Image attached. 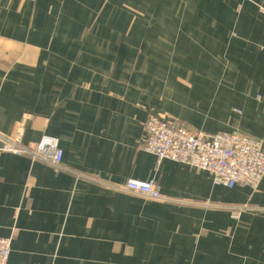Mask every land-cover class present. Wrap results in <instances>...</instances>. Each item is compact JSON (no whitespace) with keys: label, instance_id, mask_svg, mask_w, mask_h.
Returning a JSON list of instances; mask_svg holds the SVG:
<instances>
[{"label":"crops","instance_id":"1","mask_svg":"<svg viewBox=\"0 0 264 264\" xmlns=\"http://www.w3.org/2000/svg\"><path fill=\"white\" fill-rule=\"evenodd\" d=\"M151 116L264 149V0H0V136L59 138L67 169L0 139L8 264H264V179L229 189L157 167Z\"/></svg>","mask_w":264,"mask_h":264},{"label":"built area","instance_id":"2","mask_svg":"<svg viewBox=\"0 0 264 264\" xmlns=\"http://www.w3.org/2000/svg\"><path fill=\"white\" fill-rule=\"evenodd\" d=\"M147 141L145 151L157 159V167L163 161L189 165L207 172L214 185L233 189L240 186L257 191L264 179V149L262 142L250 135L219 133L207 135L191 129L177 120L152 116L146 122ZM3 151L18 156H27L35 161L49 164L56 170L63 167L64 151L60 139L44 135L37 145L26 147L21 138L9 139L0 136ZM118 189L140 195L148 200L163 201L161 187L155 180H128ZM232 218L239 220L248 206L228 207ZM12 239L0 237V264H8Z\"/></svg>","mask_w":264,"mask_h":264},{"label":"rangeland","instance_id":"3","mask_svg":"<svg viewBox=\"0 0 264 264\" xmlns=\"http://www.w3.org/2000/svg\"><path fill=\"white\" fill-rule=\"evenodd\" d=\"M152 117V116H151ZM156 117H158V116H156ZM161 118V117H160ZM164 119V118H163ZM168 120V119H167ZM169 120H171V119H169ZM178 121V120H177ZM181 122V121H180ZM183 123V122H182ZM197 131V130H196ZM199 132V131H198ZM200 133H202V132H200ZM147 141V140H146ZM262 148H263V145H262Z\"/></svg>","mask_w":264,"mask_h":264}]
</instances>
